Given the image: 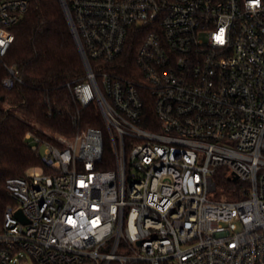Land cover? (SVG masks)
Instances as JSON below:
<instances>
[{"label":"built area","instance_id":"1","mask_svg":"<svg viewBox=\"0 0 264 264\" xmlns=\"http://www.w3.org/2000/svg\"><path fill=\"white\" fill-rule=\"evenodd\" d=\"M29 6L0 0L9 89ZM64 6L85 67L73 94L103 127L26 134L47 169L6 181L0 264H264V0ZM219 177L245 187L209 199Z\"/></svg>","mask_w":264,"mask_h":264},{"label":"trees","instance_id":"2","mask_svg":"<svg viewBox=\"0 0 264 264\" xmlns=\"http://www.w3.org/2000/svg\"><path fill=\"white\" fill-rule=\"evenodd\" d=\"M29 2V10L13 29L15 38L5 56V64L16 69L21 81L13 88L4 87L2 78L8 72L2 66L0 99L57 136L72 137L80 129L103 127L98 108L93 103L83 106L73 94L72 87L84 78L85 67L61 0ZM132 52L130 48L120 60L132 65ZM28 132L56 142L57 136L0 107V230L7 206L15 205L7 191V179L23 176L34 167L47 169L27 140ZM104 148L110 156L106 144ZM216 179L219 188L231 184L227 178Z\"/></svg>","mask_w":264,"mask_h":264},{"label":"rangeland","instance_id":"3","mask_svg":"<svg viewBox=\"0 0 264 264\" xmlns=\"http://www.w3.org/2000/svg\"><path fill=\"white\" fill-rule=\"evenodd\" d=\"M0 107L6 109V110H9L10 112L12 113H15L27 120H29L31 123H33L38 129H42L43 131L51 134V135H56V133L50 129L49 127L45 126V125H41L39 124L34 118L20 112L17 108H14V107H11L7 102H5L4 100L0 99ZM41 152L43 153L44 149L41 148L40 149ZM230 188H231V191H233V189H243L245 187V184L242 183V182H238V183H234V184H230L229 185ZM229 192H227L226 189H222V188H218L216 191H212L208 194V197L209 199H212V200H221V199H234L233 195ZM24 264H34L33 261L31 259H29L28 261H25Z\"/></svg>","mask_w":264,"mask_h":264},{"label":"water","instance_id":"4","mask_svg":"<svg viewBox=\"0 0 264 264\" xmlns=\"http://www.w3.org/2000/svg\"><path fill=\"white\" fill-rule=\"evenodd\" d=\"M61 2H62V5H64V0H61ZM64 9H65V6H64ZM236 179H237V177H234V178H233V180H236ZM17 216H18L21 220L26 221V219H25L24 216L22 215V212H21L20 209L17 211Z\"/></svg>","mask_w":264,"mask_h":264},{"label":"snow or ice","instance_id":"5","mask_svg":"<svg viewBox=\"0 0 264 264\" xmlns=\"http://www.w3.org/2000/svg\"><path fill=\"white\" fill-rule=\"evenodd\" d=\"M222 36H223V33H222V31H221V34H220V36H218V37H217V39H218V40H219L221 43H223Z\"/></svg>","mask_w":264,"mask_h":264}]
</instances>
